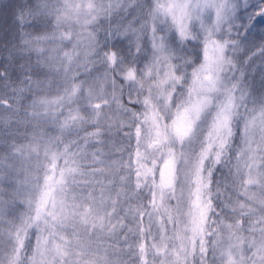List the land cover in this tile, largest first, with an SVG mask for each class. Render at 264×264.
Returning <instances> with one entry per match:
<instances>
[{"label":"snow or ice","instance_id":"snow-or-ice-1","mask_svg":"<svg viewBox=\"0 0 264 264\" xmlns=\"http://www.w3.org/2000/svg\"><path fill=\"white\" fill-rule=\"evenodd\" d=\"M0 16V264H264V0Z\"/></svg>","mask_w":264,"mask_h":264},{"label":"trees","instance_id":"trees-1","mask_svg":"<svg viewBox=\"0 0 264 264\" xmlns=\"http://www.w3.org/2000/svg\"><path fill=\"white\" fill-rule=\"evenodd\" d=\"M19 2L23 3L25 0H19ZM3 3H9V0H3ZM12 24V19L10 16H0V38H3L5 34H7L10 38V33L8 32L9 27ZM2 58V57H0ZM23 61H21L22 63Z\"/></svg>","mask_w":264,"mask_h":264},{"label":"clouds","instance_id":"clouds-1","mask_svg":"<svg viewBox=\"0 0 264 264\" xmlns=\"http://www.w3.org/2000/svg\"><path fill=\"white\" fill-rule=\"evenodd\" d=\"M102 35V34H101Z\"/></svg>","mask_w":264,"mask_h":264}]
</instances>
